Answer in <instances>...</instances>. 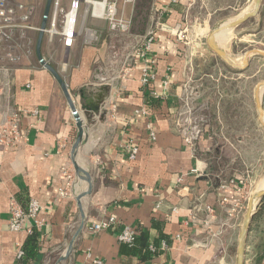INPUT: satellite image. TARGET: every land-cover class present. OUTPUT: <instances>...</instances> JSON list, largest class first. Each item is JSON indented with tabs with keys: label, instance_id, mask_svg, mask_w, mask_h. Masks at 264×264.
Returning <instances> with one entry per match:
<instances>
[{
	"label": "crops",
	"instance_id": "crops-1",
	"mask_svg": "<svg viewBox=\"0 0 264 264\" xmlns=\"http://www.w3.org/2000/svg\"><path fill=\"white\" fill-rule=\"evenodd\" d=\"M10 1L34 8L29 24L35 29L24 36L16 31L0 49V128L17 110L28 112L20 119L24 138L18 147L0 142V264H17V251L28 237L10 230L12 202L27 208L33 199L43 205L45 222L39 254L30 264L63 259L83 218L85 226L63 264H237L247 201L264 173V128L255 100L259 84L246 92L264 57L253 56L249 68L240 71L187 43V33L183 39L179 30L193 20H233V11L250 0H136L125 9L133 18L127 34L112 33L83 0L70 47L49 32L50 15L41 54L63 78L84 121L75 159L90 177L74 168L76 120L38 56L44 0ZM73 1L61 6L59 0V9L69 11ZM150 33L152 47L138 54ZM234 52L235 58L230 56L242 65L249 51ZM146 68L154 75L149 85L142 82ZM187 93L195 112L194 146L185 141ZM150 97L161 102L149 106ZM101 98L100 111L88 120L81 106ZM34 110L39 115L30 114ZM132 142L139 147L135 159L126 152ZM110 216L118 224L94 233L92 226ZM124 226H143L152 240L162 232L167 247L160 245L150 262L124 254L118 239ZM246 264H264V221L249 233Z\"/></svg>",
	"mask_w": 264,
	"mask_h": 264
},
{
	"label": "built area",
	"instance_id": "built-area-1",
	"mask_svg": "<svg viewBox=\"0 0 264 264\" xmlns=\"http://www.w3.org/2000/svg\"><path fill=\"white\" fill-rule=\"evenodd\" d=\"M83 0H74L71 4L69 11L64 12L59 8V0H57L54 8V18L51 23L49 32L58 34L65 40V45L70 47L73 44V40L76 35V27L78 24L80 5ZM179 0H171L172 4H177ZM84 2L90 6V13L94 18L104 19L109 25V29L114 34H127L131 31L133 26V18L126 16L125 9L128 5H134L136 0H84ZM34 8L28 7L25 4H12L10 0H0V49L4 44L11 42L14 38L16 31H20L24 36L25 30L35 29L29 23L33 14ZM22 13L20 19L17 21V14ZM59 14L62 16L61 29L57 28V17ZM162 29H167L166 26H162ZM41 31V29H38ZM181 37L183 31L179 30ZM153 33H150V37L142 53L145 55L146 51L152 47ZM10 60L15 61L14 56L10 53ZM154 78L153 73L149 69L144 70L143 84L149 85ZM185 103V112H183L184 125H186L185 141L194 146L196 142V134L193 130V124L195 120L194 108L190 102L189 93L183 98ZM28 112L24 110H17L13 114L10 120L0 128V142L8 149L17 148L22 142L24 135L20 127V119ZM32 115H39L38 110L30 112ZM153 139L155 134L152 133ZM126 152L130 159L137 158L139 154V147L136 144L130 143L126 147ZM67 174V172H66ZM67 190L62 191V195H67ZM43 205L38 200H31L27 208H23L19 203L13 201L11 204V218L9 227L12 232L31 234L34 229H40L45 220L41 217ZM118 224V220L115 216H110L105 220L95 223L92 226L94 233L108 231ZM136 231L134 228L124 226L122 232L119 234L118 239L120 243L132 246L136 240ZM163 248L167 247L166 242H162ZM155 247H151L153 252H156ZM24 256L22 246L17 251V259ZM96 264H101L100 261L95 260Z\"/></svg>",
	"mask_w": 264,
	"mask_h": 264
},
{
	"label": "water",
	"instance_id": "water-1",
	"mask_svg": "<svg viewBox=\"0 0 264 264\" xmlns=\"http://www.w3.org/2000/svg\"><path fill=\"white\" fill-rule=\"evenodd\" d=\"M263 4H264V0H255L254 6H253L254 8L251 12L243 15L242 17L234 20L233 22H230L226 26H222V25L218 26L213 31V33L210 34V36L207 39V45L206 46H207L208 51L211 54H213L214 56H216L217 58H219L220 60H222L223 62H225L228 66L238 68L240 71H245L249 68L250 63H251V59L253 56L258 55V56L264 57V51L259 50V49H253L246 54V59H245L244 63L241 65V64L237 63L228 53H226L222 49L218 48L214 42V38L216 35H218L220 33L227 32V31L238 29V28L244 26L246 23L250 22L251 20L258 18V16L260 15V12L262 10ZM52 5H53V0H47L45 12H44L43 24L41 27L40 38H39V43H38V56H39L41 63L45 66L46 69H48L53 74V76L56 78V80L58 81V83L62 87V90H63V92H64V94H65V96L69 102V105L72 109L74 118L76 120V124H77V128H78L79 133H78V137H77V140L75 142V145L73 147L74 168L78 173H84L86 176L90 177L89 173L86 172L83 168H81L77 164L76 159H75L76 152L79 149L80 145L82 144V141H83V138L85 135L84 121L81 118L80 112H79V110H78V108L74 102V99H73L71 93L69 92V89H68L66 83L64 82L63 78L61 77V75L58 73V71L56 69H54L48 62H46V60H44V58L42 57V54H41V45H42V41L44 38V34L47 30V25H48L50 15H51ZM263 96H264V82H262L258 85L256 92H255V100H256L257 110L259 113V117H260L262 126L264 128ZM83 99L87 100V98L84 95H83ZM102 103H103V100L101 98V99H98V102L95 104L94 103L91 104L89 102V103H85L81 106L82 110L86 111L87 114L89 115L88 120H90V115H92L93 113H98L100 111ZM89 193H90V191L87 194H89ZM254 200H255V202L253 203ZM263 200H264V190H261L260 192L255 194L253 199L251 200V203H250V206H249L248 212L246 214V218L244 220L242 230L240 233L239 246H238V263L237 264H246L247 243H248V237H249V233H250V227H251V224L253 222L254 217L256 216V214L258 213V211L261 208ZM84 226H85V218H83L81 226H80L79 230L77 231V233L75 234L69 248L67 249V252H66L64 258L57 261L55 264H63L64 262H66L68 260L70 254L72 252L74 242L77 239V237L79 236V234L82 231V229L84 228Z\"/></svg>",
	"mask_w": 264,
	"mask_h": 264
},
{
	"label": "rangeland",
	"instance_id": "rangeland-1",
	"mask_svg": "<svg viewBox=\"0 0 264 264\" xmlns=\"http://www.w3.org/2000/svg\"><path fill=\"white\" fill-rule=\"evenodd\" d=\"M66 0H60L61 6L64 5V2ZM57 0H53L51 15L54 13V8ZM245 2V1H243ZM47 0H44V7L46 8ZM250 6V7H249ZM254 6V0H250V2H247V5H240L239 8H237L236 11H233L234 14H231L232 17L229 19H234L247 11L248 7L249 9ZM62 18L60 17V20ZM228 19V18H227ZM219 20L212 21V22H205V21H188L189 25L185 26L183 30L184 33H187L188 37L186 38L187 43H191L194 45H199L203 47V49L208 53L207 46V39L210 36V34L213 33V31L220 25H222L227 20L218 22ZM262 20L258 16V18L248 22L245 26L240 27L233 31H227L223 33H220L215 36L214 42L216 46L229 55H231L233 58H235V52L241 53L242 51H251L253 49H260L264 51V27ZM195 30V31H194ZM183 39H185L184 34ZM217 41V42H216ZM218 43V44H217ZM234 43V48L232 49V44ZM263 64V63H262ZM257 72V70H256ZM249 76V74H247ZM251 85L247 86L246 92L253 93L255 90V87L257 84H260L264 82V65L262 68H259L258 73H256V76L254 79L251 80ZM244 105V104H243ZM242 109H244V106H242ZM264 180V173L260 178L256 181L253 188L250 192V198L247 201V208L250 206L251 200L253 199L254 195L256 194L257 189L259 188V184ZM263 207V206H262ZM264 213V212H263ZM264 215V214H263ZM256 227H258L259 221H264L263 216L259 219L257 218Z\"/></svg>",
	"mask_w": 264,
	"mask_h": 264
},
{
	"label": "trees",
	"instance_id": "trees-1",
	"mask_svg": "<svg viewBox=\"0 0 264 264\" xmlns=\"http://www.w3.org/2000/svg\"><path fill=\"white\" fill-rule=\"evenodd\" d=\"M149 1L152 0H145L144 3H148ZM147 7V6H146ZM260 19L262 20L261 22L263 23L264 27V5L260 13ZM161 102V100L150 97L148 100L149 106L153 104H158ZM262 208L260 211L256 214V216L253 219V222L250 227V232L254 231L257 223V218H261L262 215L264 214V200L262 203ZM157 227V225H155ZM136 231V240L132 246L122 244V252L124 254L138 257V259L142 262H150L156 257V253L151 250V247L159 248L162 242L168 243L169 238L163 234L162 232L160 233V237L156 240L151 239L150 231L143 227V226H138L137 228H134ZM39 230L34 229L31 234H28V237L22 247L24 251V256L20 259H18L17 264H30L32 261H34L38 254H39Z\"/></svg>",
	"mask_w": 264,
	"mask_h": 264
},
{
	"label": "bare ground",
	"instance_id": "bare-ground-1",
	"mask_svg": "<svg viewBox=\"0 0 264 264\" xmlns=\"http://www.w3.org/2000/svg\"><path fill=\"white\" fill-rule=\"evenodd\" d=\"M255 1V0H254ZM250 7V6H249ZM249 7H248V9H249ZM253 8L254 7H252L251 9H247L248 11H246L244 14H242V15H240L239 17H237V18H235V19H233V20H230V21H226V22H224L223 24H222V26H226V25H228L230 22H233L234 20H236V19H238V18H240V17H242L243 15H245V14H248L249 12H251L252 10H253ZM217 42V41H216ZM218 44V43H217ZM262 181V180H261ZM261 190H264V180L259 184V188L257 189V191H256V194L258 193V192H260ZM255 202V200L253 201V203Z\"/></svg>",
	"mask_w": 264,
	"mask_h": 264
}]
</instances>
